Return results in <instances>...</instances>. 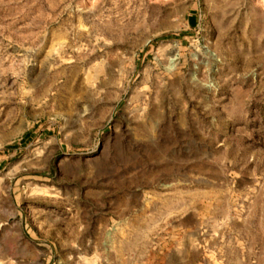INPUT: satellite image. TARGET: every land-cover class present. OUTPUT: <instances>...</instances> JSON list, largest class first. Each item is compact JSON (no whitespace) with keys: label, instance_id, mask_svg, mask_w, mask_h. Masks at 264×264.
<instances>
[{"label":"rangeland","instance_id":"obj_1","mask_svg":"<svg viewBox=\"0 0 264 264\" xmlns=\"http://www.w3.org/2000/svg\"><path fill=\"white\" fill-rule=\"evenodd\" d=\"M0 264H264V0H0Z\"/></svg>","mask_w":264,"mask_h":264}]
</instances>
